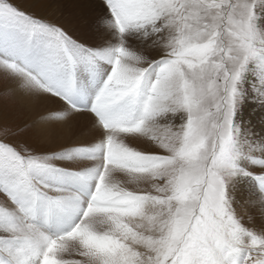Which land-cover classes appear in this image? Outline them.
<instances>
[{"label":"snow or ice","instance_id":"1","mask_svg":"<svg viewBox=\"0 0 264 264\" xmlns=\"http://www.w3.org/2000/svg\"><path fill=\"white\" fill-rule=\"evenodd\" d=\"M87 31L0 0L4 95L93 134L0 124V264H264V0H99Z\"/></svg>","mask_w":264,"mask_h":264},{"label":"rangeland","instance_id":"2","mask_svg":"<svg viewBox=\"0 0 264 264\" xmlns=\"http://www.w3.org/2000/svg\"><path fill=\"white\" fill-rule=\"evenodd\" d=\"M14 2L24 11L61 24L74 36L81 38L88 35V19L99 4V0H14ZM57 107L58 105L54 103L25 101L19 97L5 96L4 85L0 84V124L8 123L23 127L25 133L20 137L21 140L29 144H37L44 140L53 148H59L73 140L91 139L93 135L91 121L86 117L74 116L59 124L41 123L49 112ZM258 111L257 109L253 114L257 115ZM34 124L37 125L35 130L32 128Z\"/></svg>","mask_w":264,"mask_h":264},{"label":"bare ground","instance_id":"3","mask_svg":"<svg viewBox=\"0 0 264 264\" xmlns=\"http://www.w3.org/2000/svg\"><path fill=\"white\" fill-rule=\"evenodd\" d=\"M25 101H27V100H25ZM29 109H32V108H29ZM32 110H33V109H32ZM35 112H37V110H36Z\"/></svg>","mask_w":264,"mask_h":264}]
</instances>
